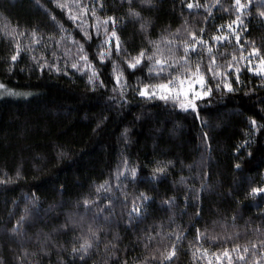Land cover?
Returning a JSON list of instances; mask_svg holds the SVG:
<instances>
[{"label":"trees","instance_id":"obj_1","mask_svg":"<svg viewBox=\"0 0 264 264\" xmlns=\"http://www.w3.org/2000/svg\"><path fill=\"white\" fill-rule=\"evenodd\" d=\"M241 3L237 44L235 0H0V83L18 93L0 90V264H227L225 249L232 264H264V193L250 194L264 187V77L241 59L264 58V0ZM112 17L119 52L103 27L97 36ZM193 32L207 45L183 64ZM142 50L176 80L197 64L208 77L214 57L235 91L214 90L199 118L142 98L144 85L165 82L149 75L154 62L128 67ZM229 64L242 68L239 83ZM133 202L140 212L129 216Z\"/></svg>","mask_w":264,"mask_h":264},{"label":"snow or ice","instance_id":"obj_2","mask_svg":"<svg viewBox=\"0 0 264 264\" xmlns=\"http://www.w3.org/2000/svg\"><path fill=\"white\" fill-rule=\"evenodd\" d=\"M144 2L151 3V0H144ZM235 5H236V11H237L236 20H234L232 23L228 24L227 27L230 30V32L235 35L236 42H237V44H239L241 37L239 35L238 29L245 28V25H244L243 20L241 18V12L245 8V5H243L241 3V0H235ZM60 7H62V6H60ZM187 7L189 9H191L193 7V4L188 3ZM92 12H93V14L95 13V8L92 9ZM130 15L133 17H139L140 13L139 12H130ZM262 15H264V13H262ZM110 22L113 25V30L109 36L108 35V24ZM234 25H235V27H234ZM115 26H116V19L114 17L109 18V20H105V21L98 23L96 26L97 27V36H99V34H100V28L103 27L104 33L107 36V40L105 41V44L110 46L111 38L116 37L115 48H116V51L119 52L121 46H120L119 38H118L117 33L115 31ZM142 27H144V25H142ZM220 30L221 31L223 30L222 26H221ZM201 32H203V29H201ZM84 34L86 36H88L89 40L92 39V37L87 32H85ZM191 36H192L193 42L190 44L185 43V46L183 49L185 55L181 58V61H180L183 64L188 63V53L189 52H197L198 46L207 45V41H204L202 39V37H197L195 32H193L191 34ZM226 38H227L226 36L213 37V39L217 40V41L223 40ZM208 51L210 53L211 48H208ZM252 51L254 54H258L257 49L254 48ZM20 54H21V49L17 45L16 54L11 57V61L15 63L17 61L18 57L20 56ZM108 54H109L108 52H101L100 57H99L101 63L104 62L105 56H107ZM83 59L86 61L85 66H87V57H84ZM241 59L248 61V64L246 65L248 71L264 77V60H261L259 67H255V66H252V55H249L247 57L241 56ZM142 62H154L148 69L149 75H152L153 73H155V75L157 77H163L165 82H162V83L156 85L155 89H153L149 85H144L142 88L139 89L138 94L142 98L160 99V100H164V101L172 100L174 102V107L178 105L179 109H181L185 112L191 110L195 113L197 118H199V112H200L199 102L203 101V100H207V98H209L213 94L214 90L218 91L221 89V87H223L228 92L235 91V89L232 86V83L230 82L228 72L225 71V72L221 73V72H217L216 70H214V67H215V58L214 57L209 61L208 65H207V71L210 73V75L208 77H205V75L200 71V65L199 64L196 65V69H197L196 73H191V74L188 72L184 73L186 78L189 76H190V78H188L187 86L183 87L181 89L183 91V96H184L183 100L179 99L178 96H176V95H168V93L172 92L171 85L177 83L175 78L169 79V77H172V72L175 71V69L172 68L171 64H169L167 61L157 60L155 58L154 54L148 55L145 51L142 50L140 52L139 56L135 58L134 62H132V61L128 62V67L132 70H136L137 66L140 65ZM174 63H175V61H174ZM71 67L73 69L78 68L77 64H75V63L72 64ZM47 68H53L57 72L60 71V69L58 67H56L55 64H51V65L46 64V63L40 64L41 72H43ZM228 68L235 72V74H236L235 79H236L237 83H239L240 73L242 71V68L240 66H236L235 64H229ZM169 69H171V70H169ZM78 70L82 71V69H78ZM165 73H166V75H165ZM99 76H100V73L96 70H93L91 72V74L89 75L90 82H92L93 84H96L98 82L100 85L103 86L104 81L103 80H97V77H99ZM115 79H116L117 84L119 85L121 82V79H122V74L117 75L115 77ZM210 80H219L221 82H218L213 86L209 82ZM179 84L183 85L184 81L180 80ZM4 87H5L4 85L0 84V88H4ZM6 91H7V94L9 96L18 95V93L14 92V91H11V90H6ZM113 91H115V89H113ZM121 95H123V92H121ZM250 124L255 128L257 122L253 119L250 121ZM126 134H127V129L125 130L124 135L126 136ZM203 136H204V138H207L208 134L203 133ZM241 147H243V145H241ZM237 151H239V149H237ZM124 164H125L126 171H128L130 173L131 177L133 179H135L138 175V169L128 168L127 161H124ZM235 167L237 169H239L241 167V165L236 164ZM163 171H164L163 169H157L156 173H162ZM100 187L105 188L106 185H101ZM260 193H264V187L252 188L250 194L253 197H255L256 195H258ZM150 199H151L150 197L142 195V200L147 201ZM126 201H127V198H125V203H126ZM86 203H89V202H86ZM109 203H111V201ZM139 212H140V208L136 205L135 202H133L132 210H131V212H129V216H131L132 213H139ZM89 247H90V244L88 243V241H85V243L83 245H81L80 250L87 252ZM78 251H79L78 249L74 248L73 249V255H76ZM243 251L245 253L248 252V248H244ZM174 255H175V247H173V251L169 254L167 259L171 260ZM222 257L226 258L227 264H232L234 257L232 256L231 252H229V250L225 249L222 253ZM216 259L221 260V256H217ZM236 259L238 261V264H242V262L244 261L245 258L243 255H239L238 257H236ZM257 264H260V262H257Z\"/></svg>","mask_w":264,"mask_h":264},{"label":"rangeland","instance_id":"obj_3","mask_svg":"<svg viewBox=\"0 0 264 264\" xmlns=\"http://www.w3.org/2000/svg\"><path fill=\"white\" fill-rule=\"evenodd\" d=\"M261 60H264V58H259V59H252V66H255V67H259L260 66V62ZM198 75V74H197ZM188 78L189 77H185V78H182V79H177V83L171 85V88H172V92L171 93H168V95H176L178 96L179 99L183 100L184 99V96H183V91L181 90L183 87H186L187 86V82H188ZM180 80H183L184 81V84L183 85H180L179 84V81ZM1 84V83H0ZM155 89V87L153 88ZM1 92H3L5 95H8L7 94V91L6 90H11V89H8V88H0ZM199 90V89H198ZM11 91H14V90H11ZM16 92V91H14ZM17 93V92H16ZM190 98V97H189Z\"/></svg>","mask_w":264,"mask_h":264}]
</instances>
